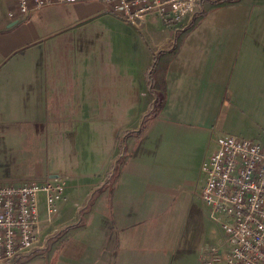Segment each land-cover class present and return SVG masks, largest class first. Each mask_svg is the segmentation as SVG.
<instances>
[{"label":"crops","instance_id":"0c3cea01","mask_svg":"<svg viewBox=\"0 0 264 264\" xmlns=\"http://www.w3.org/2000/svg\"><path fill=\"white\" fill-rule=\"evenodd\" d=\"M11 12L0 0V150L26 165L16 180L67 177L44 249L17 264H206L223 233L199 197L202 163L222 135L264 149V0H203L173 28L125 24L99 0ZM97 21L125 32L64 43ZM118 105L131 125L112 127Z\"/></svg>","mask_w":264,"mask_h":264},{"label":"built area","instance_id":"2783aa9c","mask_svg":"<svg viewBox=\"0 0 264 264\" xmlns=\"http://www.w3.org/2000/svg\"><path fill=\"white\" fill-rule=\"evenodd\" d=\"M91 0H13L15 14ZM104 11L125 24L153 14L173 28L200 12L203 0H99ZM200 200L223 237L206 264H264V149L255 140L235 135L216 139V149L201 166ZM67 177L0 181V264H17L41 245V226L58 216ZM43 194L41 219L38 195Z\"/></svg>","mask_w":264,"mask_h":264},{"label":"rangeland","instance_id":"374dc122","mask_svg":"<svg viewBox=\"0 0 264 264\" xmlns=\"http://www.w3.org/2000/svg\"><path fill=\"white\" fill-rule=\"evenodd\" d=\"M40 13H43V12H40ZM40 13H37V14L40 15ZM113 32L122 33V32H125V29L122 28L121 26H105L104 23H102L101 21H97L96 23H93L90 26L82 28V30H80L79 36L76 38V40L72 41V37H68V40H65L64 43H66L67 46L70 47V49H74L73 43H75V45H76L75 47H77V49L80 50L82 48H88V46L91 47V45H93V43H94V39H96V37L98 35L107 36L106 39H109L108 36L110 35V33H113ZM102 43H103V46H105L104 40ZM107 43L108 42L106 41V44ZM101 46H102V44H101ZM139 95H140L139 87H138V84L136 83V80H135V87L133 89L134 115H136L138 108L141 106L140 105L141 100H140ZM117 107L118 108L115 111H113V113H112V119L113 120L110 122L112 127L118 126L120 128V127H125L126 125H131L133 122H130L131 118L128 115L127 111L125 110V106L118 105ZM135 117L136 116H134L133 118H135ZM131 121H133V120H131ZM235 136H237V135H235ZM241 137H244V136H241ZM250 137H253V136H250ZM245 138H248V137H245ZM40 139L43 142V138H40ZM50 139L52 140L54 138H50ZM250 139L257 141L262 146L260 140L259 141L257 140L258 138H250ZM119 140H120L119 143L121 144L122 139L120 138ZM75 141H76V139H75ZM75 144L77 146V142H75ZM45 150H46L45 145H44L43 151L42 150L40 151L38 148V159L42 161L43 167H45V165H46L45 159L48 155V153L46 154ZM10 154L11 153H9V152H5L4 149L0 150V181H11V180L19 181L16 179H20V178L21 179H28V178H25V176H24V169H25L26 165L25 164H20L21 166L14 165L12 162L13 160L11 162L9 160H7L8 159L7 157H9ZM48 157L50 158L49 161H52V159H53L52 154L49 153ZM66 162H68V157H67ZM52 163H56L55 166H57V167H62V165H64L65 162L61 157H58V158L53 159ZM72 168H73L72 166H69V169H71V171H72ZM72 172H75V171H72ZM67 173H71V172H67ZM37 200H38L41 215H45L43 194H39ZM192 241H193V237H192Z\"/></svg>","mask_w":264,"mask_h":264},{"label":"trees","instance_id":"16d2710c","mask_svg":"<svg viewBox=\"0 0 264 264\" xmlns=\"http://www.w3.org/2000/svg\"><path fill=\"white\" fill-rule=\"evenodd\" d=\"M155 63H156V58L153 59L152 65L149 67V69L147 70V72L145 74L146 79H147V84H148V87L150 90L152 89V86H153L151 74H152L153 68L155 66Z\"/></svg>","mask_w":264,"mask_h":264}]
</instances>
